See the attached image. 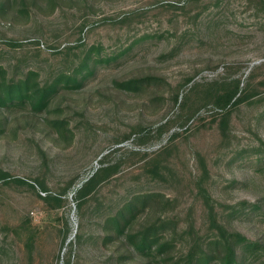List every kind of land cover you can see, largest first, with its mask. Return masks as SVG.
<instances>
[{
  "label": "rangeland",
  "instance_id": "1",
  "mask_svg": "<svg viewBox=\"0 0 264 264\" xmlns=\"http://www.w3.org/2000/svg\"><path fill=\"white\" fill-rule=\"evenodd\" d=\"M36 3L27 16L17 5L0 14V64L17 75L36 69L42 81L94 67L63 99L74 133L68 145L11 120L0 133V171L8 175L0 178V264H63L70 242V264H120L97 217L128 191L149 190L171 199L167 213L179 228L211 234L208 201L220 220L258 233L246 263L264 264V0ZM140 70L165 82L140 93L113 83ZM235 78L253 94L194 111ZM104 155L118 165L115 174L76 200L74 185ZM34 180L64 193L63 202L40 198Z\"/></svg>",
  "mask_w": 264,
  "mask_h": 264
},
{
  "label": "trees",
  "instance_id": "2",
  "mask_svg": "<svg viewBox=\"0 0 264 264\" xmlns=\"http://www.w3.org/2000/svg\"><path fill=\"white\" fill-rule=\"evenodd\" d=\"M36 2L37 0H0V14L9 12L11 6L17 5L19 10L27 16L32 7H39ZM34 41L37 43L36 40ZM16 43L13 44L16 45ZM86 57L89 58V53ZM84 65H86L85 62ZM93 67L94 64H91L87 72L81 69L67 73L60 72L53 79L42 81L36 69L22 70L17 75L12 73L7 65L0 64V133L11 120L18 124L22 123L19 126L35 127L43 135L50 134L54 143L59 141L68 145L74 133L69 119L64 114L63 99L67 94H71L69 92L72 89L80 88L87 75L92 73ZM164 80L163 75L157 71L140 70L121 79L116 78L113 83L117 84L123 92L140 93L158 83L165 82ZM225 85L223 90L215 91L207 96V99L202 100L200 106L194 111L207 105L209 100L223 109L228 105L232 107L253 94L248 85L242 88L237 78L228 81ZM178 98L179 92L175 90L172 96L174 106L177 105ZM181 99L178 103L179 110L185 106L186 95ZM46 109L47 112L44 114ZM228 113L226 111L222 117L221 128L226 123ZM175 135L176 133H173L172 137ZM106 157L104 155L98 161L99 166L87 178L76 185L73 181L68 183V188L74 185L76 200L81 201L94 192L99 183L115 174L118 165L105 163ZM7 176L5 172L0 171V178ZM15 181L34 187L33 183L23 179ZM34 182L44 193L38 194L40 198L45 201H54L56 204L63 202L64 193H49L40 181L34 180ZM170 204L171 199L158 191H128L114 207L103 209L97 217L99 233L103 234L104 244L111 243L112 252L117 260L115 262L120 264H247V252L262 242L261 235L258 233L249 237L237 224L234 225L229 220H220L208 201L206 204L210 223L207 230H210L211 234L195 230L193 226L187 229L179 228L176 221L167 213ZM79 205L80 203H76L75 207ZM25 221L27 222H23V226L30 222L28 218ZM23 226L19 229L26 228ZM189 234L191 239L182 241L183 237ZM78 237L76 233L73 244ZM69 247L68 254L63 258V264H70L72 242Z\"/></svg>",
  "mask_w": 264,
  "mask_h": 264
}]
</instances>
